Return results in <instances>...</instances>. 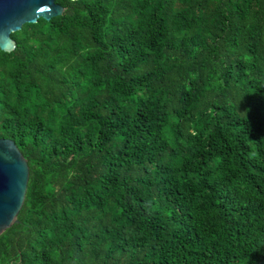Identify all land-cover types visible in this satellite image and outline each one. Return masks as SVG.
<instances>
[{"label":"trees","instance_id":"1","mask_svg":"<svg viewBox=\"0 0 264 264\" xmlns=\"http://www.w3.org/2000/svg\"><path fill=\"white\" fill-rule=\"evenodd\" d=\"M56 2L0 49V264H264V0Z\"/></svg>","mask_w":264,"mask_h":264},{"label":"water","instance_id":"2","mask_svg":"<svg viewBox=\"0 0 264 264\" xmlns=\"http://www.w3.org/2000/svg\"><path fill=\"white\" fill-rule=\"evenodd\" d=\"M65 7L56 0H0V49L12 51L16 42L11 33L42 17L61 15ZM29 164L15 141L0 137V234L14 222L24 203Z\"/></svg>","mask_w":264,"mask_h":264}]
</instances>
